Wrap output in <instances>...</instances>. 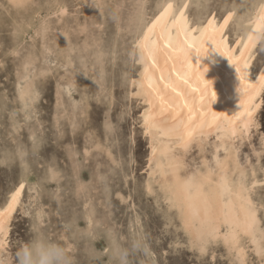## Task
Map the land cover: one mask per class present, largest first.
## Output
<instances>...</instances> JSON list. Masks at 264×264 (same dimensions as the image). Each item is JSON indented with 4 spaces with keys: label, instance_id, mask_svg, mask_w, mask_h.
I'll list each match as a JSON object with an SVG mask.
<instances>
[{
    "label": "rangeland",
    "instance_id": "rangeland-1",
    "mask_svg": "<svg viewBox=\"0 0 264 264\" xmlns=\"http://www.w3.org/2000/svg\"><path fill=\"white\" fill-rule=\"evenodd\" d=\"M8 1L0 0V207L16 186L23 184L24 193L0 264H15L18 249L37 237L62 245L74 264H244L221 239L209 240L204 248L193 239L181 225L178 208L170 205L159 175L150 174L145 104L133 94L131 81L140 69L136 37L162 0H29L19 6ZM260 1L191 0L192 36L198 23L214 13L221 24L232 17L224 32L234 45ZM60 4L68 5L64 17L55 12ZM30 57L34 60L29 63ZM263 63L264 39L252 64L253 76ZM262 102L250 143L237 139L235 146L248 180L258 179L252 196L264 244V94ZM216 140L213 135L203 146L194 143L185 156L184 175L215 165ZM224 152L220 148L218 155ZM247 240L243 238L245 264H262L264 251L257 253Z\"/></svg>",
    "mask_w": 264,
    "mask_h": 264
},
{
    "label": "bare ground",
    "instance_id": "bare-ground-1",
    "mask_svg": "<svg viewBox=\"0 0 264 264\" xmlns=\"http://www.w3.org/2000/svg\"><path fill=\"white\" fill-rule=\"evenodd\" d=\"M10 1L12 2L8 1L9 4L11 3L10 5L13 3L18 5L26 4L29 0ZM36 3L37 1L34 4ZM189 3H191V0H162L153 15L143 24L135 40L136 58L140 64L138 69H140L138 70V74L130 81L136 89L133 94L140 97L145 104L142 121L145 132L150 136L148 137L151 144L149 161L153 162V165L149 164V166L152 165L150 174L152 176H156L155 174L159 175L157 177H159L163 188L168 194L171 202L170 205L176 206L178 208L177 211L180 212L183 222L181 225L185 226L184 230L186 229L193 239L200 242L199 244L203 248L208 244L209 240L221 239L227 244L228 251H235L240 261L245 264L247 253L243 238H247L250 243H253L256 252L259 254L264 251V244L262 243L263 235L261 233L259 211L252 196V186L258 182V179L255 177L252 180H248L246 169L241 166L239 151L235 145L237 139H241V142L246 140L248 141L247 143H250L252 128L258 125L256 115L263 105L264 63L255 76H253L252 64L256 58L257 48L264 39V0L255 4L251 14L245 20L246 29L244 33L238 37L236 43L232 46L229 40L226 39V33L224 32L232 17L228 18L227 22L221 24L220 19L214 13H211L206 20L198 23L195 30L196 35L195 37L192 36L194 23L188 14ZM28 4L30 3L28 2ZM21 6L23 7V5ZM67 6L60 4L55 12L59 11L60 15L63 16L67 12ZM49 23L52 25L51 22H48V25ZM63 28L65 32V26ZM73 28L75 27L73 26ZM130 35L132 34L130 33ZM242 36H244V42L241 40ZM44 41L46 43L47 40ZM80 47L82 48V46ZM131 50L128 52L130 53ZM204 52H209V54L197 60L195 54H203ZM98 53L99 50L96 54ZM45 54H48V52ZM70 54L67 55L70 56ZM28 59L26 60L29 63L30 60H34L31 57ZM79 60H81L80 57ZM29 89H31L30 86L23 90L22 97L28 94ZM60 99L62 100V98ZM213 135L217 139L216 145L214 144L213 148L216 147L218 151L220 148L224 149V155L220 157L217 151L214 153L215 161L213 162H215V165L206 164L205 169L198 170L197 172L186 171L184 175L182 169L185 163V156L187 157L189 151L192 150L194 143L202 145ZM212 141L211 145L214 143L213 139ZM197 148L200 151V147ZM204 167L203 165L202 168ZM61 191L63 190L61 189ZM23 193L24 185L20 184L16 186L10 192L6 203L0 207V252L7 243L10 226L12 225L15 213L22 203ZM57 193L59 194V192ZM174 209L176 210V208ZM180 215L178 214L177 216ZM201 246L200 248H202ZM3 250L2 252H4ZM262 264H264V259Z\"/></svg>",
    "mask_w": 264,
    "mask_h": 264
},
{
    "label": "clouds",
    "instance_id": "clouds-1",
    "mask_svg": "<svg viewBox=\"0 0 264 264\" xmlns=\"http://www.w3.org/2000/svg\"><path fill=\"white\" fill-rule=\"evenodd\" d=\"M209 52L196 53L197 60ZM15 264H74L73 258L60 244L37 237L21 246L15 253Z\"/></svg>",
    "mask_w": 264,
    "mask_h": 264
}]
</instances>
